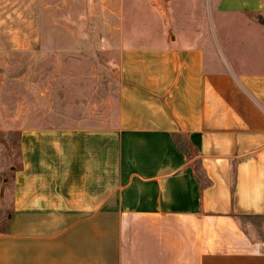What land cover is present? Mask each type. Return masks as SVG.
<instances>
[{
	"label": "crops",
	"instance_id": "obj_1",
	"mask_svg": "<svg viewBox=\"0 0 264 264\" xmlns=\"http://www.w3.org/2000/svg\"><path fill=\"white\" fill-rule=\"evenodd\" d=\"M186 1L108 8L110 118L0 123L22 164L5 202L0 153V264H264L238 219L264 216V0ZM46 3L0 0V52L44 53Z\"/></svg>",
	"mask_w": 264,
	"mask_h": 264
},
{
	"label": "rangeland",
	"instance_id": "obj_2",
	"mask_svg": "<svg viewBox=\"0 0 264 264\" xmlns=\"http://www.w3.org/2000/svg\"><path fill=\"white\" fill-rule=\"evenodd\" d=\"M107 1L47 0L43 25L44 53L0 52V117L13 118L9 122L0 120V123L12 127L29 123L53 124L59 121L56 114L68 112L100 118L102 114L109 118L113 116L117 94L110 82L114 81V75L101 72L102 66L109 65L111 57L104 53L106 46L100 34L102 18L108 16V8L114 7L117 0H110L108 4ZM173 1L178 4L187 2ZM196 1L204 4L207 0ZM166 19L171 20L168 15ZM13 34L21 35L17 28ZM76 34L78 40L70 41ZM95 68L100 74L95 75ZM29 111H40L43 117L35 122L22 120L23 114ZM17 133L6 134L1 140L2 171L19 161L16 158ZM238 219L251 237L264 239V216H241Z\"/></svg>",
	"mask_w": 264,
	"mask_h": 264
},
{
	"label": "trees",
	"instance_id": "obj_3",
	"mask_svg": "<svg viewBox=\"0 0 264 264\" xmlns=\"http://www.w3.org/2000/svg\"><path fill=\"white\" fill-rule=\"evenodd\" d=\"M16 158L19 160V144H18V153L16 155ZM21 168H22V164L19 160L17 165H13V167H10V169L1 172L2 194H3V199H5V202L7 201L10 202L9 188L13 186L14 179H15V172L17 170H20ZM8 212L6 211V215L3 220L5 222L8 219V215H9ZM5 222H1V225H3Z\"/></svg>",
	"mask_w": 264,
	"mask_h": 264
}]
</instances>
